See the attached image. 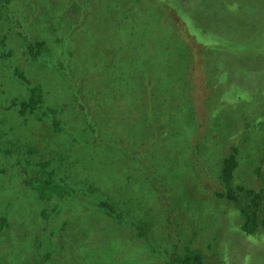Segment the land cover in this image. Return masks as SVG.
<instances>
[{"label": "trees", "instance_id": "1", "mask_svg": "<svg viewBox=\"0 0 264 264\" xmlns=\"http://www.w3.org/2000/svg\"><path fill=\"white\" fill-rule=\"evenodd\" d=\"M55 1L58 5L64 2ZM85 1L79 4L85 7ZM118 1V4H124L126 0ZM152 1L154 5H147L154 10L153 17L157 14V24L167 34L166 38L162 37L166 47L162 55H172V62L165 68L166 75L162 73L163 67L158 60L153 65L154 70H158L161 77L165 76L167 82L178 84H175L177 95L188 97V106L182 104L180 108H169L167 111L155 110L162 116L154 113L148 123L145 122L147 124H134L133 117H129L135 116L134 111L119 119L122 121L127 116L131 123L129 126H107L100 119L90 118L86 111L73 112L76 104L90 105L94 98L107 93L84 97L77 77H67L74 90L72 103L53 99L42 85H33L15 60L17 47L10 33L20 36L22 32L15 27V20L5 17V23L0 25V71L4 73L0 75V264H227L229 244L224 243L221 252L219 236L215 233L208 235L205 231L208 220L217 217L218 211L221 217L227 215L234 223L239 231L236 234L256 242L257 251L251 255L253 264L264 251L259 245L264 243V230L259 224L261 215L264 216V190H248L249 195L252 192L255 195L253 200L246 194L247 198L239 200L237 205L231 204L238 197L237 191L230 185V189L222 192L219 184L213 186L209 179L211 187L209 191L204 190L199 178L200 167L194 168L184 156L179 162L182 151L178 152L180 149L177 150L176 146L180 141L172 140L179 139L177 135H181L186 128L190 131L189 138L204 140L217 134L218 138L226 141L230 145L228 151H235V155L230 152L224 157L218 180L225 178L227 181L241 173L240 166L245 164L247 157L240 152H245L246 156H255L257 152L260 161L264 159V114L263 117L255 116L253 121L247 120L252 106L247 100L237 101L231 107L246 120L227 122L226 110L232 104L230 89L228 96L219 95L225 88L219 79H213L214 92L210 93L206 103L212 107L210 114L200 120L192 106L195 103H191L192 88L187 74L191 57L196 60L201 55L204 67L208 66L207 70L210 68L209 71L214 72L212 56L221 48L237 50L238 47L232 40L207 33L202 35L184 12H181L182 17H174L171 11L178 14L176 2L179 0ZM128 2L129 8L126 9L132 12L130 0ZM6 3L9 2L0 1L2 14L10 13ZM80 5L76 4L77 13H72L76 15L72 17H75L79 27L87 21L96 28L103 12L108 11L104 7L106 9L93 19L91 8L88 7L89 11L85 13ZM118 11L121 12L117 14L119 17L113 18L114 25L108 26L107 30L114 28L112 33L120 35L118 38L124 44L125 58L122 62L119 53L114 52L107 77H97L90 82L91 90L108 89L116 84L128 87L127 83L134 74L131 71L140 69L137 72L145 74V68H141L144 58L152 56L155 59L157 55L153 47H146V41L142 43L143 34L131 29L126 21L127 13L121 9ZM56 12L59 11L50 10L53 14L50 16H56ZM2 14L0 22L3 21ZM34 17L37 21L32 35L29 34L31 42L28 44L30 63H39L38 67L45 70H64V65L53 59L54 49H64L75 33L65 32L63 36H57V32L53 34L45 28L46 25L38 20L39 16L35 14ZM108 34L102 29V37ZM21 42L20 38V45ZM208 51L214 53L209 54ZM56 56L62 58V53ZM10 91L15 92L14 96L3 101L2 98ZM132 102H135L134 99L128 100V103ZM196 106H199L198 103ZM256 111L260 112V109ZM50 115L52 120L47 118ZM173 119L175 126L171 124ZM46 120L48 124L53 122V127L48 126ZM177 126L184 128L176 130ZM43 127L50 128L55 134L45 135L44 140L41 136ZM55 139H61L63 143ZM203 142L206 149L212 143L211 140ZM183 153L192 159L190 152ZM205 156L197 157V163L206 161ZM119 162L124 164V168L115 169L114 164ZM187 169L192 180L174 182ZM119 170L123 171L122 175L117 174ZM135 170L143 178L142 181L148 183L147 192L142 195L132 194L141 183V180H136ZM208 172L212 174L210 169ZM255 173L264 182V164L256 166ZM103 180L107 182L103 184ZM252 181H257L255 175ZM201 193L203 196H198ZM151 198H155L153 202ZM226 205L230 206L229 211ZM50 206L52 214L48 212ZM39 212L44 215V220H39ZM29 216L34 217V225L30 237H27L24 220ZM76 224L81 227V232L74 229ZM70 225L73 235L78 234L84 241L87 225L92 226L90 229L95 233L92 239L81 244L80 255L74 252L72 256L65 255L66 246L52 242L54 237L63 238ZM49 227L53 229L51 237L47 233ZM109 227L117 228L114 232L117 249L105 256L95 247L107 242L114 246L112 235L105 238ZM34 241L38 243L34 245ZM129 250L142 253L128 258ZM246 264H250L249 256Z\"/></svg>", "mask_w": 264, "mask_h": 264}, {"label": "rangeland", "instance_id": "2", "mask_svg": "<svg viewBox=\"0 0 264 264\" xmlns=\"http://www.w3.org/2000/svg\"><path fill=\"white\" fill-rule=\"evenodd\" d=\"M4 1L9 2L6 4L10 7V13L2 14L0 12V14L3 15L1 18L3 21L0 22V25L5 23V17H10L12 20H15V27L17 30L22 31L20 36L18 33H10L12 42L17 47V52L14 57L16 58L15 60L20 63L23 71H25V76L33 81L34 86L38 84L42 85L53 99L68 100L69 104L73 102L72 95L74 94V90L72 83L67 80V77H77V79H79V88L84 97H89L94 93L107 92L102 97L94 98L90 105L85 106L80 104V106L76 104L72 108L73 112L80 113L86 111L90 118L100 119V121L107 126H112L113 124L129 126L131 123L128 121L127 116H125L126 118L124 120H119L124 114L127 115L134 111L133 114H135V116L129 114V117H133L135 120L133 123L138 125L150 120L154 113L159 116L160 114L155 112V110L161 112V110L167 111L169 108H180L182 104L187 105L186 100L188 97H178L175 86L176 83L167 82L165 76L161 77L160 72L158 70L155 72L154 70L153 65L159 61L163 67L162 73L166 75L165 68L168 63L172 62V55H162L163 49L166 48L164 41H162V37L166 38L167 34L164 30L162 31L157 24V14L153 17L152 12H154V10L150 9L147 5L149 3L154 5L155 3L152 0H133V2L130 0V4L133 7L132 12L126 9L127 7L129 8L128 0L123 1L124 4H118V0H86L85 7L79 4L83 0H64L60 5H58L55 0H44L46 4H44L42 0H30L31 3L24 0ZM76 4L80 5V8H83V12L85 13H88V7H90L93 19L99 16L102 9L108 8V11L103 12L101 21L96 28L87 21H84L83 26L81 25L79 27L78 23L74 21L75 17H72L76 16L72 13H77L75 10ZM117 4L118 6L115 7ZM176 5L179 8V10H176L178 14L176 12V14H174L171 11L174 17L178 15V17H182L183 15L181 12H184L185 15L190 16L193 25L200 29L202 35H206L207 33L216 35L220 39L225 38L232 40L238 47L237 50H226L221 48L219 52H216V54L212 56V65L215 67L214 72L209 71L210 68L207 70L208 66L204 67V58L201 55L196 57V60H194L193 56L191 57L187 74L191 84L190 88H192L190 95L192 98L191 103H195L192 104V106L194 111L197 112L199 119L204 120L212 109V107L206 103L210 93L213 94L214 92L211 83L213 79H219L222 87L225 88L223 92L220 91L219 95L223 94V96H228V90L230 89L229 96L232 98V104L228 106L226 110L225 116L227 122L235 121V123H237L238 121L241 122L246 119L253 121L257 116L263 117L264 0H179L176 2ZM236 5L244 7H235ZM145 6H147V9H145ZM44 7H46L45 10ZM118 9L127 13L128 17L126 21L131 29L143 34V36L141 35L142 43L146 41V47H153L157 55L155 59L152 56H146L142 62L141 68H145L147 78L144 73L141 74L137 72V70L140 69H133L131 71V74L134 72L133 78L128 81V87L125 85L119 87V85L116 84L113 87H108V89L91 90L89 87L90 82L96 80L97 77H101V79L107 77L114 52L119 53L122 62L125 58V49L122 47L124 44L119 40L120 35L112 33V31H115L114 28H108L110 30H107L108 26L114 25L113 18L119 17L117 14L121 12H117ZM50 10H58L59 12H56V16L53 17L50 16L53 15L50 13ZM14 11H16V14ZM35 14L39 16L38 20L46 25L45 28L53 34L57 32V36H63L65 32L71 35H73V32L75 33L71 43L65 45L64 49H54L53 59L60 61L64 65V70H45L38 67L39 63H30L32 60L28 49V44L31 42L29 34L32 35L31 32L34 29V23L37 21L34 17ZM68 29L72 32H69ZM102 29L110 34L106 35V37H102ZM1 34L2 33H0V35ZM20 38L22 41L21 45ZM208 52L209 54L214 53L213 51ZM59 53H62V58H57L56 55ZM68 68L69 70H67ZM171 70H173L172 67ZM0 75H4V73L0 71ZM7 87L10 88V85L7 84ZM187 90L190 91V89ZM14 94V91L8 92L5 94L6 96L2 98L3 101L13 97ZM130 99H134L135 102L128 103ZM242 100H247L248 103L252 105L246 119H243V115H239L240 113L238 110L231 108L237 101L240 103ZM197 103L199 106H196ZM258 108L260 112L256 111ZM139 109L140 112H138ZM138 114H140V116H137ZM51 117L52 115L47 118L51 119ZM178 120L181 121L180 119ZM171 124L175 126L174 124H176V121L173 119ZM47 125L53 127L54 124L53 122L48 124L47 121ZM182 128L184 127H175L176 130H181ZM64 130H66V128H64ZM50 133L55 134L50 128L43 127L41 136L46 140L45 135H50ZM188 134H190V131L185 128V131L181 132V135H177L179 139L172 140L180 141L179 146H176L177 150L180 149L178 152L182 151V155L179 154V162L182 160V156H184L190 161V164L193 165L194 168L200 167L199 178L201 179V183H203L202 188L204 190L207 189V191H209L211 187L209 179L212 180L213 186H216V183L219 184L222 192L223 190L227 191V189H230V185L237 191L236 195L238 197L237 200L231 202L232 205H237L239 200L241 201L247 198L246 194L249 199L251 198V200H253L255 197L253 192L251 195L247 193L250 189H254L255 192L264 190L263 180L255 173V167L258 165L263 166L264 164V159L260 161V155L257 152L255 156H246L245 152H240V155L247 157L245 164L240 166V176L237 175L235 178H229L227 181H225V178H219L218 180L217 177L221 173V162L225 156L230 155V152H234L235 155V151H228L230 145L223 139L218 138L217 134H212L204 140L189 138L187 137ZM55 140L63 143L61 139ZM210 140L212 143H210L206 149V145L203 141ZM183 151L190 152L192 154V159H189ZM201 153L206 154L205 157H207V160L198 164L197 157L203 155ZM248 162L251 164L249 163V165ZM114 168L122 169L124 168V164L122 162L115 163ZM209 169L212 174H209ZM185 171L177 177L174 182L179 179L187 181L192 180V178L188 176V169ZM122 173V170L117 172V174L120 175H122ZM253 175H255L257 179L256 182L252 181ZM135 176L136 180H141V183L137 185V190L132 194L137 193V195H142L147 192L148 183L142 181L143 178L136 170ZM106 182L107 180L102 181L103 184ZM240 187H242V189ZM200 195L203 196L202 193L198 196ZM154 199L155 198H151V201L153 202ZM226 208L228 211L230 210L229 205H226ZM51 210L52 206L49 208V214H52L53 211ZM220 213L221 212L218 211L217 217H211L208 220L205 228L206 233L208 235L215 233L219 236V240H221L219 250L221 252H223V244L226 242L229 244L226 250L228 252L227 264H246L248 256L250 264H253L251 262V255L253 251H257L256 242H254L252 238L249 239L248 237L242 236V234H236L235 232L239 231L236 230L234 223L230 221L227 215L221 217L219 215ZM39 214V220H44V215L40 212ZM263 220L264 216L261 215L259 224L264 230V224H262ZM24 225L27 229L25 236L30 237L31 228L34 225V217H27L24 220ZM91 227L92 226L87 225L85 228L87 234L85 241L92 239L95 234L93 230L90 229ZM52 228L49 227L47 231L49 237L52 236ZM74 229L81 232L79 224H76ZM116 230L117 228L109 227L105 238H109L112 235L114 240L116 238V233H114ZM85 241L79 238L78 234L73 235V228L71 225L65 231L63 238H52V242L56 245L66 246L64 254L68 256H72L73 252L75 255H80L79 248ZM115 242L116 240H114V246L111 242H107L100 244V247L97 245L95 249L99 250L105 256L109 255L116 252L117 248L115 247ZM37 243L36 241L33 242L34 245ZM76 243L78 245H76L75 248L74 244ZM259 245L261 249H264V243ZM140 253H142V251L137 253L129 250L127 257L130 258ZM221 260L223 261L222 258ZM254 264H264V251L255 258Z\"/></svg>", "mask_w": 264, "mask_h": 264}]
</instances>
